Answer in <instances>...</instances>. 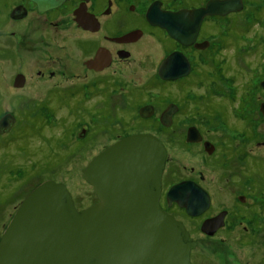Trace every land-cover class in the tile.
<instances>
[{
    "label": "rangeland",
    "instance_id": "obj_1",
    "mask_svg": "<svg viewBox=\"0 0 264 264\" xmlns=\"http://www.w3.org/2000/svg\"><path fill=\"white\" fill-rule=\"evenodd\" d=\"M63 17L65 28L56 33L74 35L66 15ZM11 24L4 22L1 25L0 48L5 45L4 34L16 27ZM212 24L210 39L215 43L213 53L218 58L215 72H211V68L216 62L211 65L209 54L205 62H200L203 74L191 75L179 85L156 83L154 64L168 46L160 33H148L133 47L135 56L131 63L119 65L116 73L110 71L111 75H104L110 81L111 78L119 80V85L114 86L116 84L112 81L106 88L91 89L90 95H71L75 87H71L66 79L71 77L70 72L63 73L69 57L62 35L58 40L49 37L42 41L37 33L36 50L25 52L11 61L0 57V113L10 111L18 118L8 134L0 135V232L20 197L29 187L45 179L64 183L78 207L90 204L96 197L92 186L82 178L83 168L102 147L115 139L116 134L137 130L153 131L166 142L171 157L167 183L193 176L214 195V211L227 207L232 210L231 219L237 209H242V213L257 210L262 219L264 208L260 206L261 202L257 203V198L264 200V175L263 171L254 168L256 161L251 157L264 158L262 121L257 118L250 121L254 129L261 130L257 139L254 138V146L243 147L241 152H248V156L237 154L232 159L230 150L224 148H230L234 140L242 137L231 129L237 122L236 114L257 113L259 97L264 98V91L259 87V80L264 76V0H249L244 12ZM56 55L62 57L58 63L63 64L51 60L50 56ZM21 65L29 79L24 88L15 89L11 76ZM38 69L46 75L50 69L58 74L55 78H39ZM54 90L58 91L57 95ZM232 91L235 92L233 96ZM172 99L183 108L169 130L160 129L155 117H139L138 105L152 102L161 109ZM237 103L239 107L243 104L245 109L236 108ZM218 113L226 118V123L218 118ZM82 123H86L83 126L86 134L78 138ZM190 124L201 127L216 142L223 138L226 146L220 142V149L215 152L217 155L211 159L204 157L197 146L186 147L183 130ZM226 154L231 157L227 159ZM242 160L246 161L245 165ZM246 177L255 178L251 191H248L251 192L250 203L249 206L239 204L236 207L235 196L242 192L236 182ZM247 184L245 181V186ZM179 217L184 219L197 241L192 251L196 264L203 246L218 248V245L224 253L221 263L227 260L230 264H262L264 226H251L246 233L241 229L222 231L208 238L199 231L200 226L196 227L197 222L182 214ZM243 234L250 238L242 240ZM221 238L224 239L222 243ZM214 248L209 251L210 258H215L218 253Z\"/></svg>",
    "mask_w": 264,
    "mask_h": 264
},
{
    "label": "water",
    "instance_id": "obj_2",
    "mask_svg": "<svg viewBox=\"0 0 264 264\" xmlns=\"http://www.w3.org/2000/svg\"><path fill=\"white\" fill-rule=\"evenodd\" d=\"M39 1L50 7L62 0ZM240 9V0H216L193 10L156 12L151 8L147 19L187 44L194 40L203 15ZM177 56L174 52L159 65L162 79L187 73L188 63L178 67ZM16 85H22V78ZM176 110L175 104H169L160 122L170 125ZM153 111L146 104L139 114L147 117ZM8 119L13 121L12 116ZM5 125L4 117L0 127ZM191 130L188 137L193 135ZM165 159L164 145L151 134L118 139L83 168L82 178L93 186L97 201L82 209L76 208L64 183L42 181L20 202L3 230L0 264H191L195 240L182 221L159 203ZM166 197L190 215L202 213L209 201L204 190L190 180L172 185ZM215 221L209 219L205 225L216 229L221 223Z\"/></svg>",
    "mask_w": 264,
    "mask_h": 264
},
{
    "label": "flooded vegetation",
    "instance_id": "obj_3",
    "mask_svg": "<svg viewBox=\"0 0 264 264\" xmlns=\"http://www.w3.org/2000/svg\"><path fill=\"white\" fill-rule=\"evenodd\" d=\"M211 1L214 2L216 0H182V2H179V0H62L58 5L49 7L48 5H46V3L40 2L39 0H0V32L1 25L4 22L12 23L17 27L8 29V31L4 34L5 45L3 48H0V57L11 61L14 60L16 56H20L25 52L36 50L35 36H37V33H40L39 35H41L42 41H45V39L49 37L56 38V40H58L60 34L56 33V31H58V29L65 28V19H63V15H66L67 23L74 32V35L68 36L61 34L62 36H60L62 40L66 42L65 48L68 52L69 57L67 66L64 65L65 70L63 71V73L69 74L70 72L71 77H66V79L71 87H75V90L71 91V95L77 93H81L82 95H90L91 89L106 88L108 86H111L110 84L112 81L116 84L114 86L119 85L121 83L119 80L111 78L110 81V79L104 77V75H111L110 71H114L116 73L117 68L123 66L124 63H131L134 60L135 56L133 47L137 46L148 33L150 35L160 33V35L165 38V41L168 44V46L166 47L167 49L164 50V53L157 59V61H155L154 64V76L156 79V83H159L160 85H179L180 83L185 82L191 75L203 74L202 70H200V62H205L204 59H207V55L209 54H211V65H214V63L216 62V66L211 68V72H215V68L218 66V58L216 59L217 55L213 53L215 43L210 39L213 35L211 34V25H213L212 23H214L218 19L228 18L229 16H233L234 14L237 15L244 12V10L246 9V3L249 0H240L241 9L239 11H231L225 15H203L196 31L194 40H192L191 43L187 44L180 43L169 33H167L164 28L152 24L147 19V13L151 8H155L156 12H176L181 9L193 10L205 8L206 5ZM52 34H54V37H52ZM174 52L179 53V56H177L179 63H177L176 65L178 67H180L181 64L182 66H185V63L187 62L189 69L185 75H182L180 77H176L174 79H162L158 73L159 65L166 57L172 55ZM50 57L51 60L56 62L57 64H63L58 63L60 62V59H62L60 55ZM36 74L39 78H45L46 76H48L49 78H55L57 77L58 73L57 71L50 69L47 71L46 75V72L38 69L36 71ZM17 77L19 80H16ZM20 78H22V85L17 86L16 84L20 82ZM28 79L29 77L22 69L21 65V68L12 74L11 84L15 89H22L26 86ZM262 82H264V76L259 80V87L262 91H264V83L262 84ZM58 85H56V89H59ZM57 92L58 91L54 90V93L56 95ZM233 94H235L234 91H232V96ZM146 104L152 105L154 111L151 115L142 117L139 114V110L143 105ZM169 104H175L177 106V110L172 114L171 124L168 126H164L160 122L159 118L161 112L166 109ZM263 104L264 98L260 99L259 97L257 113L252 112L249 114V112H247V114H236L237 122L234 123L231 129L239 132L242 137L240 140H234L233 144L236 143V146L231 144L230 148H224L226 151L230 150L229 152H231L232 159H234L235 155L237 154L248 156V152H241L243 150V147L247 145H249L250 147L254 146V143L256 142L254 138L259 135V131L261 129L264 130ZM239 105L240 104L237 103L236 108H238L239 110L245 109L243 104H241V107H239ZM182 108L183 105H180V103L175 99L168 100L165 106L161 109L155 106L152 102H145L141 105H138V115L143 119H152V117L157 118L159 128L162 130L165 129L166 131L169 130V128L174 124V121L177 118L176 116L182 110ZM45 115H47V113ZM10 116L13 117V121L11 123L8 119V117ZM4 117L5 121H7L8 123V126L5 125L0 127V135L8 134L12 130V128L15 127L18 120L16 115L6 110L0 113V121ZM218 118H220V120L223 122H225L226 120V118L222 117L221 113H218ZM255 118L262 121L260 130L254 129L252 122H250L251 119L252 121H256ZM84 125H86V123H82V129L77 135L78 138H81L86 134V128L83 127ZM191 128V132H193V135L191 137H188ZM205 132L206 131H204L201 127H198L196 124H190L186 129L183 130V140L186 147L197 146L203 152L204 157H209L211 159L217 155L215 152L217 150L219 151V143H223V138L216 142L212 138L208 137V134ZM137 133L151 134L159 139V141L164 145L166 149V159L162 172V187L159 197V203L166 212L171 213L176 219L182 221L191 237L192 235L190 228L186 225L184 219H181L182 217H179V214H182L184 217L189 218L194 223L197 222L196 227L200 226L199 231L204 234V237L206 235V237L208 238H211L215 234H218L222 231H234L241 229L246 233L249 231V228L251 226H264V215H262L263 218L261 219V214L259 215L257 210L253 212L247 211L242 213V209H237V214H235L231 219L230 217L232 216V210L227 207H222L214 211L212 209L214 204V195L198 178H194L193 176H185L167 183L168 181L166 178L167 173L170 169L171 157L166 142L162 141L158 134L153 131L137 130L123 134L118 133L116 134L115 139L111 140L104 147H102L99 152L118 139ZM231 156H228V154H226L227 159H229ZM251 157L252 160L256 161L254 163V168L256 167L258 172L263 171L262 174L264 175V158L256 156ZM228 161L229 160H227V162ZM242 161L244 163L243 165H245L246 161ZM190 171H194L193 166L190 167ZM183 180L193 181L207 194L209 200L208 206L202 213L197 215H190L186 212L185 208L178 206L176 202H168L166 197L168 189L172 185ZM236 180L237 179H235V181ZM254 180V177H246L239 180L241 183L236 182V184H239V187H242V192H238V194H236L237 196H235L237 201L235 203L236 207L239 204L249 206L251 192L248 191H251L250 189H252L255 183ZM245 181H247L248 186H245ZM262 183L264 184V182ZM38 184L32 185L26 190V192L20 197L19 202L16 204L13 213L19 206L20 202L24 199V197ZM242 184L245 187H243ZM255 195H257L256 197H258V194L255 193ZM73 199L77 209L88 207L89 205H92L97 201L96 197V199L93 200L90 204L78 207L75 202V198ZM260 202V206L264 208V200L262 202L261 199L257 198V203ZM13 213L10 214L11 217ZM10 216L7 222L2 225L3 227L1 228L0 237L6 225L10 221ZM214 218H216V224L221 223V225H219L216 229H214L213 227H207L205 225L207 220ZM241 238L242 240H246L250 238V236L247 234H243ZM223 240L224 239L221 238L220 243L224 242ZM212 248L214 247L203 246L201 248L204 250L199 253V260L197 261L198 264H225V262L228 263L226 258L223 260H226L224 263L220 262L224 253L222 252L221 246L219 245L218 248H214V251L218 250L217 255H215L216 259L210 258L209 251H211ZM192 251L193 248L190 251V262L191 264H196L193 259ZM232 257H234V255H232ZM262 264H264V256L262 259Z\"/></svg>",
    "mask_w": 264,
    "mask_h": 264
},
{
    "label": "bare ground",
    "instance_id": "obj_4",
    "mask_svg": "<svg viewBox=\"0 0 264 264\" xmlns=\"http://www.w3.org/2000/svg\"><path fill=\"white\" fill-rule=\"evenodd\" d=\"M66 188H67V186H66ZM67 189H68V188H67ZM71 195H72V193H71ZM72 198H73V196H72ZM73 200H74V199H73ZM196 243H197V242H196V240H195V245H196Z\"/></svg>",
    "mask_w": 264,
    "mask_h": 264
}]
</instances>
